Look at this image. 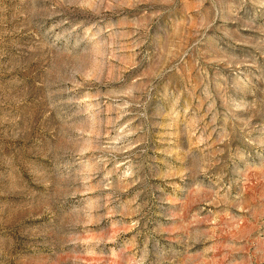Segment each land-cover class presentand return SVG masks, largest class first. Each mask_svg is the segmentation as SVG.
Listing matches in <instances>:
<instances>
[{"label": "rangeland", "instance_id": "1", "mask_svg": "<svg viewBox=\"0 0 264 264\" xmlns=\"http://www.w3.org/2000/svg\"><path fill=\"white\" fill-rule=\"evenodd\" d=\"M0 264H264V0H0Z\"/></svg>", "mask_w": 264, "mask_h": 264}, {"label": "clouds", "instance_id": "2", "mask_svg": "<svg viewBox=\"0 0 264 264\" xmlns=\"http://www.w3.org/2000/svg\"><path fill=\"white\" fill-rule=\"evenodd\" d=\"M0 255H4V253L3 252H0Z\"/></svg>", "mask_w": 264, "mask_h": 264}]
</instances>
